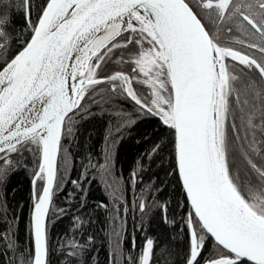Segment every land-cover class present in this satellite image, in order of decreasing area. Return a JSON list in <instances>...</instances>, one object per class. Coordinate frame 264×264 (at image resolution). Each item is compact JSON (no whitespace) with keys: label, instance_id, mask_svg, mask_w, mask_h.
<instances>
[{"label":"snow or ice","instance_id":"6c2138e0","mask_svg":"<svg viewBox=\"0 0 264 264\" xmlns=\"http://www.w3.org/2000/svg\"><path fill=\"white\" fill-rule=\"evenodd\" d=\"M97 115L101 151L77 161ZM130 137L146 146L124 179ZM21 172L25 243L6 191ZM93 184L107 202L89 203ZM0 193V264H98L87 230L101 210L109 264H264V0H0ZM155 208L182 259L175 236L146 230ZM65 218L67 243L53 237Z\"/></svg>","mask_w":264,"mask_h":264},{"label":"trees","instance_id":"16d2710c","mask_svg":"<svg viewBox=\"0 0 264 264\" xmlns=\"http://www.w3.org/2000/svg\"><path fill=\"white\" fill-rule=\"evenodd\" d=\"M20 25L17 24V27ZM94 111H97L94 109ZM108 117H100L96 116L92 119H86L82 122L81 126L79 127L78 132V140L76 143L72 145V151L74 153H78L80 155L76 156V160L79 161L81 159V155L92 152V153H99L101 151V146L103 144V136L105 133V129L107 128L106 121ZM135 135V134H134ZM138 139V137H136ZM146 145L144 144H136L135 139L127 138L124 142H122L120 149L117 153V171L119 172L121 169L123 170V177L127 179L129 174V169L132 166L134 159L137 157L138 152L143 151ZM80 165L77 163V168ZM166 167V165H165ZM159 171V178L161 180L166 181L165 173L157 168H153V172ZM75 178V176H73ZM156 177L153 176L152 179ZM147 179V178H145ZM123 184V180L121 181ZM167 183V181H166ZM161 188H164L165 185L161 184ZM7 191V204H8V218H12V209H15L16 214L18 216L17 225H18V236L20 243H25L27 241V228L28 222L30 217V210L27 206L29 203V195L31 191V186L29 182V176L26 173H19L11 177ZM139 195V189L136 190ZM173 187L172 185H168L167 190L164 193H161L160 197L157 199V204L161 207L163 203L167 199H171L173 194ZM126 198L130 201L132 199V190H128L126 192ZM0 199H3V193H0ZM64 197H60V200H63ZM99 199H105L106 202L110 199L107 194L103 190V186L99 184H93L91 188V193L89 197V203L94 204ZM59 204V201H57ZM66 206V205H60ZM122 212V208H121ZM139 216V212L136 213ZM161 211L159 208H155L152 213V219L150 226L146 224V230L148 229L149 235H153L154 237H161L165 239L167 242L168 238L176 237L175 240L171 242V247L173 248L174 252L178 253L179 255H175L172 259L180 260L183 256V239L181 236H178L175 231L171 230L167 226L163 225L161 220ZM94 223L88 228V234L95 236V243L92 249L89 252V255L92 256L98 264H109V240L108 235L111 228L110 222L107 220V214H105L102 210L99 212V216L94 217ZM4 228V224L2 220H0V230ZM70 228V221L68 218H65L61 223L58 224L53 228V237L58 236L61 240H66V234L64 230ZM127 230L130 233L132 231V213H129L128 221H127ZM143 235V233H140ZM67 236H71V232L67 233ZM86 239V237H84ZM76 239L79 241L81 237L79 234L76 236ZM128 246V242L126 241L124 247ZM163 264V261H161Z\"/></svg>","mask_w":264,"mask_h":264},{"label":"water","instance_id":"95a60500","mask_svg":"<svg viewBox=\"0 0 264 264\" xmlns=\"http://www.w3.org/2000/svg\"><path fill=\"white\" fill-rule=\"evenodd\" d=\"M29 219H30V217H29Z\"/></svg>","mask_w":264,"mask_h":264}]
</instances>
